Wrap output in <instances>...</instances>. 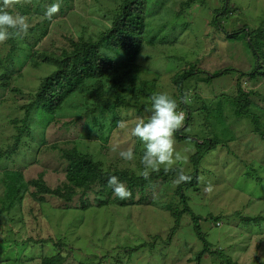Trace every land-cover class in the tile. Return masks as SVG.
<instances>
[{
	"label": "rangeland",
	"instance_id": "obj_1",
	"mask_svg": "<svg viewBox=\"0 0 264 264\" xmlns=\"http://www.w3.org/2000/svg\"><path fill=\"white\" fill-rule=\"evenodd\" d=\"M53 3L60 10L49 20L45 11ZM119 5L120 0H32L21 5L26 14L19 4L8 9L26 16L31 27L26 34H13L14 52L9 39L0 44V264H41L43 257L56 254L62 264H264V61L247 46L246 34L235 40L225 34L264 27V0H146L143 46L134 70L121 79L124 89L102 78L106 97L123 102L115 113L95 127L91 117L82 116L94 108L88 93L97 79L87 81L54 114L28 113L43 78L57 69L44 55L60 54L69 44L67 36L97 39L112 26ZM191 67L200 73L185 82L180 94L173 78ZM254 69L259 74L254 78L243 74ZM216 71L221 75L205 80ZM239 85L254 92L249 109L260 119L262 136L252 118L235 113ZM154 93L177 101L185 114L183 134L212 142L199 165L197 190H185L189 206L205 218L201 225L211 252L200 258L203 243L191 217L184 213L176 224L166 207L183 208L176 194L178 173L149 189L143 203L85 210L75 207L83 188H75L73 202H66L31 184L42 175L51 189L64 187V152L72 148L92 155L107 172L140 175L144 145L131 129L151 116L146 108ZM185 94L190 103L182 102ZM114 117L127 127L113 126ZM175 142L186 160L173 168L192 173L195 141L175 137ZM128 148L133 161L119 155ZM7 171L22 172L29 184L13 202L5 198ZM208 185L211 193L205 191ZM98 189L94 184L87 190L92 200ZM242 216L259 220L246 224Z\"/></svg>",
	"mask_w": 264,
	"mask_h": 264
},
{
	"label": "trees",
	"instance_id": "obj_2",
	"mask_svg": "<svg viewBox=\"0 0 264 264\" xmlns=\"http://www.w3.org/2000/svg\"><path fill=\"white\" fill-rule=\"evenodd\" d=\"M228 4L229 0H225ZM146 0H120L119 14L112 20V26L106 31H102L97 39L92 37H80L75 39L73 36H67L69 42L67 47H63L60 54L44 55L47 62L54 64L57 69L45 76L34 94L32 101L29 104L28 113L36 109H42L45 113L54 114L59 110L63 103L76 91L80 90L87 81L97 79L98 82L94 88L88 93V99L93 101L94 108H89L85 112L84 119L91 117L89 123L92 122V127L101 125L100 118L105 117L109 112L115 113L123 102L111 100L106 97L107 91L102 78H106L111 85L117 89H124L122 86V77L130 74L135 67V62L139 56L143 43L142 34L144 33L146 23L144 18V8ZM22 9V6L19 4ZM71 6L68 7V9ZM67 9V10H68ZM23 10V9H22ZM63 12L66 9H61ZM29 10H23L26 14ZM214 23L218 25L215 19ZM225 31V30H223ZM243 33L246 34L247 46L252 51L257 59L264 61V27H258L253 30H247L243 27L241 30L229 33L225 31L227 39H241ZM166 37H163V39ZM11 42V52L18 49V45L14 41V35L9 39ZM119 56L117 60L115 55ZM10 57V56H9ZM122 59V60H121ZM124 72H121V69ZM200 73V70L191 67L177 73L173 82L176 85L180 94H183L184 84L189 79L194 78ZM221 71H216L208 75L205 80L210 81L214 77L221 75ZM248 77H256L259 74L254 71L243 72ZM253 91L247 92L239 85L238 95L234 98L235 113L238 116H248L253 119L256 131L262 136L261 122L259 117L254 114L249 108L252 104L251 95ZM259 94V93H258ZM118 123L116 117L113 118V126ZM19 137V136H18ZM175 137L179 140L195 141L196 152L191 156L194 171L190 174L192 177L190 182H182L176 188V194L180 199L183 208H173L171 204L166 207L170 210L171 215L175 218V223L178 224L184 213L188 214L192 220L193 230L197 238L203 243L202 250L198 253V258L201 254L208 251L211 252L210 242L207 239L206 233L202 229L201 222L205 218L197 214L188 204V196L185 190L194 188L198 183V169L202 159L205 157L209 149L212 147L210 140H195L192 135L183 134L180 129L175 133ZM64 155L68 159L67 170L65 173L67 184L64 187L51 189L46 185L40 175L37 179L31 181V184L38 192L58 196L66 202H73L74 194L77 193L75 188H83V194L79 197V202H76L75 207L80 209H89L95 205L104 206L110 203H118L119 205H134L143 203L147 200L149 189L160 184V182L174 177L179 169L173 168L172 171L165 172L163 168L159 173H152L150 180L145 181L141 175L130 174L126 170H117L115 172H107L102 168L100 161L94 160L90 154H81L75 148L65 150ZM4 182L9 184L5 198L11 202L18 198L19 191H24L29 186L24 180L23 174L20 171L4 172ZM112 175L118 177L119 181L124 183L132 192V198L120 200L117 197L110 198L113 195V189L108 184V178ZM94 184L99 186L95 198L92 200L88 195L87 190ZM137 194L139 197L137 198ZM137 199V200H136ZM218 219L219 217H214ZM241 220L246 224H255L259 217H241ZM228 264H235L229 262ZM63 257L61 254L53 256H45L42 258L41 264H62Z\"/></svg>",
	"mask_w": 264,
	"mask_h": 264
},
{
	"label": "clouds",
	"instance_id": "obj_3",
	"mask_svg": "<svg viewBox=\"0 0 264 264\" xmlns=\"http://www.w3.org/2000/svg\"><path fill=\"white\" fill-rule=\"evenodd\" d=\"M32 4V0H0V44L5 43L15 33H27L31 25L24 15H13L8 9L15 5ZM60 10L58 3H53L45 11V16L52 20ZM183 103H190L189 94L182 98ZM151 116L145 120H139L131 129L132 136L138 138L144 145V153L141 159L143 166L140 175L145 181H149L152 173H159L161 167L165 172L173 170L178 162H183L186 157L182 156L175 148V133L184 126L185 114L178 111V103L167 93H154L151 96V106L146 108ZM121 129L127 127L125 120L121 119L117 125ZM115 151V149H113ZM125 161L135 159L132 148L119 152ZM191 176L186 175L183 169H179L176 183L190 182ZM108 184L113 189V195L120 200L132 198V192L127 186L112 175L108 178ZM205 191L211 193L212 186L208 185Z\"/></svg>",
	"mask_w": 264,
	"mask_h": 264
}]
</instances>
